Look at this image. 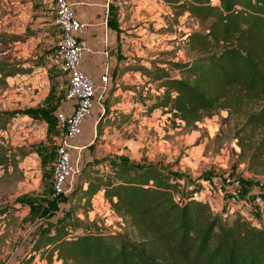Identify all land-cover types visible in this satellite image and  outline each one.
I'll list each match as a JSON object with an SVG mask.
<instances>
[{"label":"rangeland","instance_id":"374dc122","mask_svg":"<svg viewBox=\"0 0 264 264\" xmlns=\"http://www.w3.org/2000/svg\"><path fill=\"white\" fill-rule=\"evenodd\" d=\"M116 13L123 33L122 64L152 68L154 62L169 67L167 62H185L195 56L188 35L201 25L188 13L175 16L161 0H127L116 7ZM55 14L56 0H0V64L20 70L0 81V113L7 121L0 129V160L4 159L0 164V264H20L31 256L35 264H65L55 256L51 261L41 259L31 250L40 230L65 213L85 223L81 230L96 226L139 239L102 195L93 196L87 208L78 205L73 193L62 199L52 197L56 136L59 141L63 137L55 113L68 86L66 75L48 58L59 35ZM14 36L19 40H13ZM157 84L141 71L130 72L108 91L106 110L124 112L126 118L112 127H103L98 120L91 132L93 141L82 152L83 165L104 173L110 162L156 163L190 182H201L203 190L212 193L222 192L229 177L239 182L241 198L264 189L263 161L249 167V155L261 133L244 139L241 155L236 132L245 120L242 114L229 116L226 110H214L187 125L162 109L149 111L153 98L162 93ZM260 104L248 105L247 110ZM232 207L236 205L227 202L221 211ZM251 210L255 220H261L264 202Z\"/></svg>","mask_w":264,"mask_h":264},{"label":"trees","instance_id":"16d2710c","mask_svg":"<svg viewBox=\"0 0 264 264\" xmlns=\"http://www.w3.org/2000/svg\"><path fill=\"white\" fill-rule=\"evenodd\" d=\"M161 1L175 16L188 13L201 25L188 35L195 56L185 62H167L169 67L124 62L119 73L147 74L162 89L148 105L149 111L162 109L187 125L214 110H226L229 116L242 114L245 120L236 132L241 155L244 139L259 131L249 167L256 161L264 164V0ZM13 40L19 39L14 36ZM16 71L20 70L0 64V81ZM259 103L257 109L247 110L248 105ZM125 115L105 108L100 125L112 127ZM6 122L0 113V129ZM105 169L103 173L82 165L73 191L78 205L89 207L101 191L139 239L96 226L81 230L85 223L65 213L40 230L33 254L49 261L55 256L65 264H264V214L256 221L251 208L237 206L224 217L228 210L215 212L208 202L193 198L204 188L201 182H190L160 164L110 162ZM20 264H35L33 256Z\"/></svg>","mask_w":264,"mask_h":264},{"label":"built area","instance_id":"2783aa9c","mask_svg":"<svg viewBox=\"0 0 264 264\" xmlns=\"http://www.w3.org/2000/svg\"><path fill=\"white\" fill-rule=\"evenodd\" d=\"M54 23L59 28V35L55 48L48 57L52 66L67 75L68 86L65 91L64 101L71 104L70 111L59 110L55 113L58 126L63 130V138L57 146V159L53 167L52 197L58 199L61 196L71 195L75 189L77 179L82 169V152L86 145H78L77 139L82 132V123L94 106L99 108V117L104 114L105 99L110 89L109 78L104 74L97 84L93 76L81 69V61L87 50L86 41L82 37L85 24L75 16L73 6L69 0H56V14ZM73 151L77 152L73 161ZM239 182L227 177L224 181L222 192L201 190L194 194L193 198L208 202L211 206L222 210L228 202L232 207L224 212L226 217L237 206L255 209L264 202L263 193H245L241 198L238 194ZM264 214V213H263Z\"/></svg>","mask_w":264,"mask_h":264},{"label":"crops","instance_id":"0c3cea01","mask_svg":"<svg viewBox=\"0 0 264 264\" xmlns=\"http://www.w3.org/2000/svg\"><path fill=\"white\" fill-rule=\"evenodd\" d=\"M69 1L73 6L75 16L85 24V31L82 37L86 41L87 50L83 54L80 67L84 72L91 74L97 84L100 82L101 76L107 74L110 86L109 92H111L117 83L122 82L127 73H132L130 71L121 75L118 69L121 66L120 58L125 54L120 47L123 33L120 26L121 18L119 13H116V7L127 3V0ZM59 110L70 111L71 104L63 101L57 107L56 112ZM98 112L99 109L96 105L92 112L83 120L82 132L76 141L78 145L88 146L92 143L91 132L97 126L95 122L99 117ZM62 134H64L63 130ZM56 138V145L58 146L61 142L59 141L60 136L57 134ZM72 156L73 161H75L77 152L73 151ZM97 195H102V192H98L95 196Z\"/></svg>","mask_w":264,"mask_h":264}]
</instances>
